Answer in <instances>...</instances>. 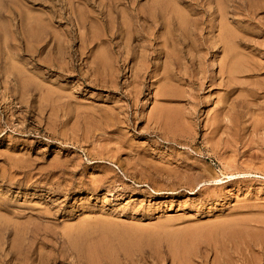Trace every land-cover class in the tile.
<instances>
[{
	"label": "rangeland",
	"instance_id": "rangeland-1",
	"mask_svg": "<svg viewBox=\"0 0 264 264\" xmlns=\"http://www.w3.org/2000/svg\"><path fill=\"white\" fill-rule=\"evenodd\" d=\"M263 221L264 0H0V264H264Z\"/></svg>",
	"mask_w": 264,
	"mask_h": 264
},
{
	"label": "bare ground",
	"instance_id": "bare-ground-1",
	"mask_svg": "<svg viewBox=\"0 0 264 264\" xmlns=\"http://www.w3.org/2000/svg\"><path fill=\"white\" fill-rule=\"evenodd\" d=\"M230 56H231V55H230ZM242 57H243V56H242ZM185 58H186V57H185ZM238 63H239V62H238ZM241 64H242V63H241ZM234 65H235V64H234ZM234 65H233V66H234ZM236 68H237V67H236ZM236 68H234V73H236L235 71H238V69L236 70ZM227 69H229V68H227ZM232 69H233V68H232ZM232 69H231V71H232ZM239 69H240V68H239ZM248 69H249V67H248ZM222 70H223V68H222ZM226 72H229V71L226 70ZM226 72H224V73L226 74ZM232 72H233V71H232ZM229 74H231V73H229ZM246 74H247V73H246ZM222 75H223V74H222ZM231 75H232V74H231ZM231 75H230V76H231ZM238 75H239V72H238ZM226 76H228V75L226 74ZM226 76H225V77H226ZM235 76H237V75H235ZM232 77H233V76H232ZM232 77H231V78H232ZM220 78H221V77H220ZM231 78H230V79H231ZM233 78H234V77H233ZM233 78H232V79H233ZM237 78H238V77H237ZM232 79H231V80H232ZM235 79H236V77H235ZM235 79H233V80L237 82V80H235ZM227 80H228V79H227V77H226V81H227ZM241 81H242V80H241ZM248 81H249V80H248ZM233 84H234V83H233ZM243 84H244V83H243ZM234 85H235V84H234ZM238 85H239V84H238ZM233 87H234V86H233ZM236 87H237V85H236ZM256 92H257V91H256ZM257 93H258V92H257ZM227 111H228V110H227ZM227 113H228V112H227ZM215 119H216V118H215ZM228 121H229V120H228ZM229 122H230V121H229ZM217 123H218V122H217ZM183 124H184V123H183ZM216 125H217V124H216ZM216 125H215V126H216ZM217 126H218V125H217ZM263 222H264V221H263ZM260 224H263V223H260ZM263 225H264V224H263ZM260 226L262 227V225H260ZM260 226H259V227H260ZM256 227H258V226H255V227H253V228H256ZM259 227H258V229L261 228V227H260V228H259ZM258 229H257V230H258ZM262 229L264 230V226L262 227ZM257 230H256V231H257ZM254 231H255V230H254ZM258 231H259V230H258ZM258 231H257V232H258ZM260 232L263 233L262 230H261ZM244 235H245V234H244ZM246 236H247V235H246ZM244 239H245V238H244ZM253 239H254V238H252V241H253ZM252 241H251V242H252ZM263 241H264V240H262L261 242H263ZM246 243H247V242H246ZM253 243H254V242H253ZM254 244H255V243H254ZM262 244H263V243H262ZM248 245H249V244H248ZM260 246H261V245H260ZM248 247H249V246H248ZM260 248H261V247H260ZM261 251H263V250H261ZM228 254H229V253H228ZM260 254H261V253H260ZM242 255H243V254H242ZM251 255H252V254H251ZM254 256H255V255H254ZM256 256H257V255H256ZM252 259H253V258H252ZM256 259H257V258H256ZM254 261H255V260H254ZM51 262H52V261H51ZM85 262H86V261H85ZM49 263H50V262H49ZM88 263H89V262H88ZM92 264H93V263H92Z\"/></svg>",
	"mask_w": 264,
	"mask_h": 264
}]
</instances>
